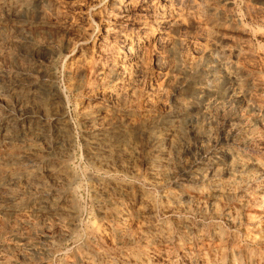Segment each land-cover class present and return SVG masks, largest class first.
Returning a JSON list of instances; mask_svg holds the SVG:
<instances>
[{"label": "bare ground", "instance_id": "bare-ground-1", "mask_svg": "<svg viewBox=\"0 0 264 264\" xmlns=\"http://www.w3.org/2000/svg\"><path fill=\"white\" fill-rule=\"evenodd\" d=\"M262 1L264 2V0ZM43 2L45 1L40 0L34 3L30 0H13L12 4H14V6L17 4V10L19 11L20 9V12L25 15L31 9L32 4L40 5ZM111 3L112 9L115 11V14L118 15L116 16L117 20L110 21V19L108 20L106 18L107 23L104 29V37L101 40L102 44L90 47L92 50L90 55L88 54L89 56L85 57L84 60L82 59L83 61L79 63V68L83 72V77L81 81L79 80L80 82H78V84L76 82L75 85L71 86L69 89L71 90L70 92H72L75 96L80 95L82 92H91V94L94 93L93 95H89L90 93L88 94L89 96H92L91 99H102V97L107 96L111 102H121V104L122 99L128 98L129 100L136 94V87H138L136 86V83H138V72L143 70L141 63V50L145 45H149V43L153 42L156 37L164 38V53L167 54V58L172 62L171 65L173 66L174 71H176L180 77H178L179 79L174 82L172 81V83L171 81L166 83V87H170L171 89V95L168 99H163V97L158 95L157 96L159 98L156 96L158 98V103H163L164 100V102L168 103V106H170V112L162 115H156L154 117L147 118L146 120L143 119L144 122H142V125L139 128H128V124L126 123L127 121H125L122 117L124 116V113L122 115L113 113V107L107 104L96 102L90 110L88 108L89 111L84 110L81 112V115H83L86 119V122L89 123L84 127L86 130V132H84V142L86 148L85 153L92 164L95 166L97 165L98 168L102 170L107 167L108 158L112 156L111 154H122L120 152H123L124 154H122V157L116 156L114 159V168L116 167L117 169L126 171L127 173L129 172L128 174H130L132 173V170L128 167L125 168L122 163L126 160L131 161L134 149L129 142V137L131 135H136L137 139L142 138L145 141L146 149L143 156L147 165L148 178L151 182H154L158 178L168 179L171 177V175L166 172L169 169H167L169 163H172L170 160H173L170 159L171 153L178 152L183 147V144L188 143L187 140H193V148L192 146L190 147L193 151H195L194 156L192 155L193 157H190L191 160L186 162V164H179L180 172L183 174V179L180 183L178 182V189L182 193L184 203H186V205L188 204L189 207H194L197 211H199V213L201 212V214L203 210H201L200 206L209 205L211 207V215L208 213L210 219L212 216H215L218 220L217 216H222V219H224L230 229L236 230L238 233L243 235V241L246 245H254L255 243L256 245L258 244L260 252L257 253L260 255L257 257L251 256L250 258H242V256L240 257L243 252L242 249L238 246L235 247L229 244L228 245L231 249L228 248V245L225 244L226 241L224 242L225 237H223L221 233L216 231H212V233H210L208 231L209 228H206L205 226H200L198 228H194L192 225L189 226L185 222L181 221V216L178 220L176 219L177 223L175 222L177 229V243L182 244L178 250L168 247V244L170 243L169 241L171 240V231L167 228L159 226V224L153 225L152 222H155L153 220L152 222L149 219H144V221L142 220L141 226L138 227V234L135 235L134 230L130 227L131 224L127 223L122 212L117 210V206L114 207L113 204H108L112 202V197H114L112 196L113 193L111 191L117 192V190H120L119 187L109 188L104 183L99 184V191L102 203H107L108 206L106 205L107 208H103L105 205H101L102 207L98 206L96 210L97 217L103 218L109 216L112 218V220L117 224V234L120 241L123 243L130 244L138 238L144 242L147 248H149V250L143 251L142 253L133 251L129 254L127 257H129L128 262L130 264H264V127L262 129L259 127L261 114H264V106H260L262 104L259 105L257 103L248 105V107H246V116L243 117L238 114V111H230V109L227 110V108L225 109V104L222 102V98L225 97L228 91L227 86H236V89L233 92L231 91L232 93L229 95L228 99L230 103H234L242 96L241 94L243 93L242 88L244 84H247L248 87H251L256 91H260L261 89L263 90V81L251 80L253 78L248 80L246 79L248 75H245V77L244 74L242 76L245 77L242 78L243 80L236 78L233 74V70L237 68L235 65L229 67L224 66L217 69L212 64L210 56L205 53H202L193 63H187L184 60L180 52H178L179 50H176L177 44H184L182 42L183 39L180 42L175 39V42H173L168 38L171 33H176L184 28L185 21L187 20L190 21L191 25L195 26V28L196 26H200L202 24L200 20L202 18H199L201 16V11L197 5L194 7L190 6L191 9L189 8L190 10L185 13L187 15H184V17H186L184 18L180 11L176 9L179 5L177 4L176 6V0H113ZM183 6L185 5H182L181 8ZM204 19L206 20L205 17ZM217 20L215 17H212L206 21L207 23L210 22L215 27L221 29L223 27V23L218 24ZM260 23L262 24V21ZM98 30L99 26H97V30H83L89 39L86 41L81 40L82 42L80 45L85 46L90 42L92 43V39H94L95 33H97ZM261 31H263V29ZM259 36L263 39L264 32L259 33ZM220 39L224 44L230 43V41L226 38ZM221 47L223 46H220L219 49H221ZM183 48L181 50H183ZM235 48L238 47L236 46ZM238 49H236V51ZM231 50H228L227 52L231 53ZM227 52L224 53L227 54ZM200 53L201 52L199 51V54ZM236 54L238 53L236 52ZM236 58H238V56ZM39 69L34 71H24L21 73V77H23V79H28L33 76H42L43 79H46L45 77L48 76V74H46V70ZM152 86H149L145 95L146 101L151 103L156 101H154V96L157 93V90H154ZM232 89L230 88L229 90ZM122 91H124V96L126 98L121 96V93L123 95ZM158 92L160 91L158 90ZM19 93L20 96L18 95L19 97L15 101L16 103L13 108L5 110V114L0 117V149H2V151L5 150L12 152L16 150H24L28 152L29 147L27 144L31 142V137L37 133L39 134V132L42 133L45 130L43 127L46 114L44 115L41 110L36 111V104L45 107H54V109L58 106V111L56 110L52 116L50 115L54 119L53 128L56 133L61 135L66 130V115L63 112V104L65 99L67 100L68 98L64 99L57 94V92H54V90H48L47 95L41 96L34 88H32V86L21 87ZM156 103L157 102H155V105H157ZM230 103H228V105ZM121 104L118 106L117 103L118 108L122 106ZM121 110L119 109V111ZM108 117H110V119H108ZM225 118L233 120L231 125L228 124V126L230 125V128H220L218 130V137H215L216 139L213 138L212 134L215 133L211 132V128L213 129L212 126L217 124V121L222 122L223 120H226ZM100 120L105 121V124L103 123L104 126L100 124ZM221 127L223 126L221 125ZM84 129L83 131H85ZM18 143H21L23 148L17 145ZM134 145L136 144L134 143ZM190 147L186 146L185 149ZM192 149L188 150L192 151ZM30 153L35 154L36 152L31 150L29 151V154ZM109 155L111 156L108 157ZM15 159L13 160V158H10L7 160V158L4 157L1 160L4 164L8 165L11 163H17L21 166V164L25 162L24 160H22L24 162H20V158H17V160ZM23 166V169L17 172L10 170L5 171L6 173H4L3 179L7 182V185H11L12 187H21L19 184H23L22 181H25L27 186L24 185V187H22L23 189L21 188L23 191L22 193L32 190V192H34L37 196L36 202L33 204L19 202L17 196L20 193H17L18 195L11 193L9 194L5 205L0 207V211H2L5 215L26 211L35 216H38V214L41 216H66L69 219V223H67L68 226L73 228L77 223L78 209L72 195L73 193H66L65 191H62L67 187V184L70 183L69 181L71 180L70 174L67 170L61 166L43 167L38 164H26ZM43 176L47 180L44 183L41 181ZM98 198L100 199V197ZM169 201H171L177 208L181 209L178 203L179 200H177L174 195ZM223 202L232 203L235 209H229L218 214L220 212V210L218 212V209L220 208L218 205ZM144 211L145 207L141 204L139 212L142 214ZM42 226L47 228L46 230L50 228L45 224ZM13 229L15 230V228ZM90 231L96 235L98 234L94 227H91ZM151 232H153L154 236L150 239L149 233ZM101 234L102 231L99 233V236ZM96 237H98V235ZM4 246L5 245L0 242V247ZM245 250L247 251L246 248Z\"/></svg>", "mask_w": 264, "mask_h": 264}, {"label": "rangeland", "instance_id": "rangeland-1", "mask_svg": "<svg viewBox=\"0 0 264 264\" xmlns=\"http://www.w3.org/2000/svg\"><path fill=\"white\" fill-rule=\"evenodd\" d=\"M12 1L13 0H0V117L5 114V110L13 108L16 103L15 101L20 96L19 91L21 87L32 86V88H34L35 91H37V93L41 96L47 95L48 90H54V92H57V94H59L64 99L68 98L67 100L65 99L63 104V112L66 115L67 131L65 130L63 136V134L61 135L56 133L53 128L54 119L51 116L54 111H58V106H56L57 109L56 107L54 109V107L51 108L50 106L45 107L37 104L35 105L36 108H34L36 111L41 110L44 115H47H45L44 118L43 128H45V130L42 133L39 132V134L37 133L32 136L31 142L27 144L29 151H35L36 155L30 153V156L29 151L26 152L24 150L8 152L5 150L2 151V149H0V207L5 205V202L11 193L14 195H18L20 193L17 196L18 201L28 204H33L36 202L37 198L32 190L22 193V187L26 185L25 181H22L23 184H19L21 187H12L11 185H7V182L3 179L4 173H6L5 171L10 170L17 172L23 169V165L26 164H38L39 166L43 167L61 166L67 170L71 177V180L69 181L70 183L67 184V187L64 189V186V190H61L65 191L66 193H73L72 195L78 209V217L76 225L72 228L68 226L67 223H69V219L66 216H41L40 214L35 216L29 214L30 212L28 213L26 211L5 215L2 211H0V242L5 245L4 247H0V264H130L128 262L129 257H127L129 254H131L133 251L142 253L143 251L149 250V248H147L144 242L138 238L133 243H123L118 237L117 224L112 220V218L109 216L103 218L97 217V207L105 205L103 208H107L108 204H113L114 207L117 206V210L122 212L127 223L131 224L130 227L132 230H134L135 235L138 234V227L141 226V222L142 220L144 221V219H149L151 222L153 220L155 221L152 222L153 225L159 224V226L167 228L169 231H171V240L168 244V247L171 249L178 250L180 246H182V244L177 243V229L175 225L177 223L176 219L178 220V218L181 216V221L185 222L189 226L192 225L194 228L205 226L206 228H209L208 231L210 233H212V231L221 233L223 237H225V244L235 247L238 246L240 249H242L243 252L241 253L240 257L242 256V258H250L251 256H259L260 254L257 253L260 252L258 249V244L256 245L255 243L254 245H246V243L243 241V235L238 233L236 230L230 229L228 224L224 221V219H222V216H217L218 220L215 218V216H212L210 219L209 214L211 207L209 205L200 206L201 210H203L201 214V212L199 213V211H197L194 207H189L188 204L186 205V203H184L182 193L178 189L179 183L183 179V174L180 172V165L184 163L186 164V162L190 161L194 156L195 151L192 149L194 145L193 140H187L188 143L183 144V147L178 152L171 153L170 159L173 160L170 161H172V163L170 162L167 167V169H169L167 171L165 170L171 175V177L168 179L158 178L155 180L157 182H151L148 178L147 165L143 156L146 149V144L144 139H137L136 135H131L129 137V142L134 149L132 159L131 161L126 160L124 161L125 163H122L125 168L128 167L132 170V173L130 174H128L129 172L127 173L126 171H122L116 167L114 168V159L116 156L122 157V154H124L123 152H120L122 154L113 153L111 154L112 156L109 155L108 157L111 156L112 158H108L107 167L102 169L103 171L100 170L97 165L96 167L94 164H92L85 153L86 148L84 142V132H86V130L84 127L89 123L86 122V119L83 117V115H81V112L84 110L87 111L88 108L90 110L96 102L112 106V111L115 114L122 115L124 113V116L122 117L125 121H127V127L130 129L139 128L142 125V122H144V120L147 118L170 112V106H168V103L164 102L165 100L163 103H158L157 99L159 98L158 96L163 97V99L169 98L171 95V89L170 87H166V83H168V81H171V83L172 81L174 82L175 80L179 79L178 77H180V75L174 71L173 66L171 65L172 62L167 58V54L164 53V38L156 37L153 42L149 43V45H145L142 48L141 63L143 70L139 71L140 73L138 72L139 75L137 74L138 83H136V86L138 87H136V94L135 96L133 95V97H131L129 100L124 96V91H122L123 95L121 93V96L126 99L121 100L122 104L121 102H111L107 96L102 97L103 100L91 99L92 96L89 95L94 94H91V92H82L80 95L75 96L72 92H70L71 90L69 89L71 86L75 85L76 82L78 84V82L82 80L83 72L79 68V63H81L85 57L90 55L92 51L90 47L102 44L101 40L104 37V29L107 23L106 18L108 20L110 19V21L117 20L116 16L118 15L115 14V11L111 6V2H113V0H44L45 2L40 5L32 4L31 9L25 15L20 12V9L19 11L17 10V4L14 6ZM30 1L35 3L36 1L40 0ZM201 1L176 0V6L177 4L179 5L177 8L175 5L174 7L180 11L183 17L184 15L186 16L187 14L185 13L191 9L190 6L194 7L196 5L200 9V15L202 16L201 17L199 15V18H202L200 19L202 22L200 26H196L195 28V26H192L190 21L187 20L185 21L184 28L169 35L168 39L173 42H175V39L178 42L182 41L183 39L182 42L184 44H177L176 50H179L178 52H180L181 56L187 63H193L197 58L200 57L202 53H205L210 56L212 64L217 69H220V67L222 68L224 66L229 67L235 65L237 68L233 70V74L236 78L242 79L248 75L249 77L247 76L248 78L246 77V79L250 80L253 78L251 80L263 81L264 84V38L262 39L259 36V33L264 32V2L262 0ZM182 5L185 6L181 8ZM18 12L19 14H22L21 17V14L19 15ZM204 17L206 20L215 17L216 20L218 19V24L223 23V27L219 29L212 23H207ZM261 21L263 25L260 23ZM97 26H99V30L97 33H95L92 43L90 42L85 46H81L80 43L82 41L89 39L83 30H97ZM262 29L263 31H261ZM247 34L250 35L248 36ZM220 38H226L230 41V43L224 44ZM220 46H223L221 47L222 50L219 49ZM236 46L239 49L235 48ZM182 48L183 50H181ZM236 49L238 50L236 51ZM228 50H231V53L227 52ZM199 51L201 52L200 54ZM224 52H227V54ZM233 52L235 54L237 52L239 55L236 54L235 56ZM233 56L234 58L238 56V58H236L238 60L234 59ZM39 68L46 70V74H48V76L45 74L47 76L45 78L47 80L43 79L42 76H33L31 77L32 79H23V77H21V73L24 71H34L38 70ZM243 74L246 76L242 77ZM150 85H154L152 86L153 89L157 90V93L154 96V101L156 100L155 102H157V105H155V102H153V104L146 101L145 95ZM230 86H232L233 89ZM230 86H227L229 92L227 91L225 97L222 98V102L225 104V109L227 108V110L230 109V111H238V114L244 117L246 116V107H248V105L257 103L259 105L262 104L260 106H264V86L263 90L261 89L260 91H256L255 89L248 87L247 84H244L242 88L243 93L239 99L240 101L238 100L234 103H230L228 99L229 95H231V93L236 89V86ZM230 88L232 90H229ZM158 90L160 92H158ZM159 93L162 94L160 95ZM123 100H127L125 101L126 103ZM117 103L118 106H120V104L122 106L118 108ZM228 103H230V106ZM123 106L125 107V110ZM38 107H43V110ZM119 109L122 110L119 111ZM108 119H110V117H108ZM225 119L226 120H223L222 122H215L217 124L212 126L213 129L211 128V132L217 135L216 136L215 134H212L213 138L218 137V130L220 128H230L233 120L228 118ZM103 123L105 124V121L100 120V124L102 126H104ZM228 124L230 125L228 126ZM221 125L223 127H221ZM259 127H261L260 129L264 127V114H261ZM83 129L85 131H83ZM134 143L136 145H134ZM17 145L23 148L21 143H18ZM186 146H192V148H188L192 149V151L185 149ZM4 157H6L7 160L10 158H13V160L15 158V160L20 158V162L25 161L26 163L24 162L21 164V166L17 163H11L10 166L3 163L1 159ZM41 181L44 183L47 180L43 176ZM100 183H104L109 188L119 187V191H111L113 193L112 196H114L112 197L111 201H114L115 203H102V198L99 191ZM173 195L177 198V200H179L178 203L181 209L177 208L171 201H169ZM98 197H100V199ZM141 204L145 207V211L142 214L139 212ZM231 204L232 203L228 202L219 203L218 206L220 208L218 209V212L219 210L220 212L218 214L229 209H235L234 205ZM44 224L50 227L48 228L49 231L46 230L47 228L42 226ZM91 227H94L97 230L98 237H96L97 235L90 231ZM13 228H15L16 231ZM101 231L102 234L100 236L102 238L99 236ZM153 236V232L149 233L150 239L153 238ZM229 245L228 248H230Z\"/></svg>", "mask_w": 264, "mask_h": 264}]
</instances>
